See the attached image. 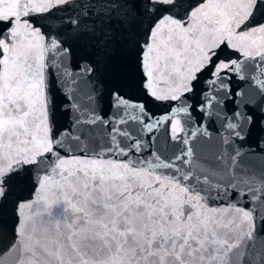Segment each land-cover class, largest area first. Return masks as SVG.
Segmentation results:
<instances>
[{
	"label": "snow or ice",
	"instance_id": "snow-or-ice-1",
	"mask_svg": "<svg viewBox=\"0 0 264 264\" xmlns=\"http://www.w3.org/2000/svg\"><path fill=\"white\" fill-rule=\"evenodd\" d=\"M132 41L158 117L104 74ZM9 200L0 264H264V0H16L0 13Z\"/></svg>",
	"mask_w": 264,
	"mask_h": 264
},
{
	"label": "water",
	"instance_id": "water-1",
	"mask_svg": "<svg viewBox=\"0 0 264 264\" xmlns=\"http://www.w3.org/2000/svg\"><path fill=\"white\" fill-rule=\"evenodd\" d=\"M16 0H8L9 7L7 10L0 8V13H8L15 11ZM136 0H129V4L133 5ZM136 9L134 7L129 9L128 19L134 20ZM147 26L146 24L144 25ZM142 33V29H137ZM141 41L143 35L137 37ZM225 57L231 56L232 53L228 49L223 50ZM140 48L134 42H129L124 45L121 51L117 54L114 64L111 65L106 71L105 76L118 82L121 87L122 93L132 101H140L145 104L147 109L155 116H160L167 111V104L159 101H155L148 97L141 88L142 74L140 70ZM50 97L54 101L55 119L58 125L67 124V114L63 112L62 105L65 103L63 97L60 95L56 84L51 82L49 84ZM24 196L29 194V189H24L21 193ZM15 224V213L12 200L0 203V230L3 231L4 236L0 237V244L4 242V239L10 238L11 230Z\"/></svg>",
	"mask_w": 264,
	"mask_h": 264
}]
</instances>
